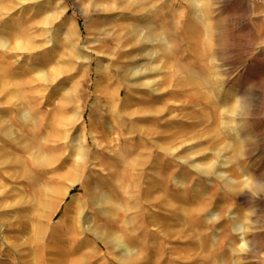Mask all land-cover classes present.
<instances>
[{
	"label": "rangeland",
	"instance_id": "rangeland-1",
	"mask_svg": "<svg viewBox=\"0 0 264 264\" xmlns=\"http://www.w3.org/2000/svg\"><path fill=\"white\" fill-rule=\"evenodd\" d=\"M9 112L0 264H264V0H0Z\"/></svg>",
	"mask_w": 264,
	"mask_h": 264
},
{
	"label": "bare ground",
	"instance_id": "bare-ground-1",
	"mask_svg": "<svg viewBox=\"0 0 264 264\" xmlns=\"http://www.w3.org/2000/svg\"><path fill=\"white\" fill-rule=\"evenodd\" d=\"M36 62H28L26 64V67H28V69H35L36 66ZM39 66V65H38ZM135 73V75L139 76V77H144L145 74L147 73V70H143V69H137V70H133V74ZM147 75V74H146ZM144 78H139L137 85L139 86H147L153 83V81L145 79ZM139 96H135V98H138ZM8 105H10V108L8 110H11L14 108L15 104L12 103L11 101H5ZM241 106V105H240ZM22 109V117L26 118V109H24L23 107H21ZM16 117L12 116L11 112H9L8 114L5 115V117L1 118L0 117V130H5L6 134L8 136H10L11 138L9 140L5 141V144L3 147H0V149H2L6 154H8L9 156H12L11 158L15 157V153L17 152H21L23 157L26 159V144L21 145L19 148L18 147V140L20 139L18 136V132L17 129H15L16 126ZM20 129L22 131L26 132V127L21 126ZM4 132V133H5ZM245 134V133H244ZM82 136V140L83 142H85L86 137L85 135H81ZM22 139V138H21ZM85 146V145H84ZM255 152V151H254ZM254 164H249V167H253ZM3 174L0 170V177H2ZM164 180L163 178V174H156L154 181L155 183H161ZM75 198V196H72L71 200H73ZM100 204V203H97ZM100 209V208H99ZM253 225L251 227V230H249V239L247 240L248 242V248H247V257L249 258L247 259L245 264H250L249 261L251 259L252 256H254L256 253H258L261 249V245L258 242L259 236H261V232L258 229V224L257 221L254 219ZM256 223V224H255ZM132 249V248H130ZM125 251L126 252H130L129 248L125 246ZM132 255V254H131Z\"/></svg>",
	"mask_w": 264,
	"mask_h": 264
}]
</instances>
